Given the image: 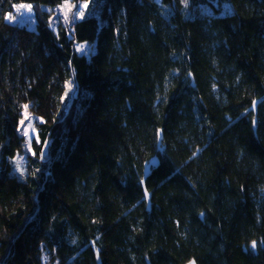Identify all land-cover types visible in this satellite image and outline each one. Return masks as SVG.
<instances>
[{
    "label": "trees",
    "instance_id": "16d2710c",
    "mask_svg": "<svg viewBox=\"0 0 264 264\" xmlns=\"http://www.w3.org/2000/svg\"><path fill=\"white\" fill-rule=\"evenodd\" d=\"M77 2L0 0V264H264V0Z\"/></svg>",
    "mask_w": 264,
    "mask_h": 264
},
{
    "label": "rangeland",
    "instance_id": "374dc122",
    "mask_svg": "<svg viewBox=\"0 0 264 264\" xmlns=\"http://www.w3.org/2000/svg\"><path fill=\"white\" fill-rule=\"evenodd\" d=\"M27 5V4H25ZM20 5L14 7L13 12L8 17L11 18L5 21L11 25H17L24 27L28 30H34L37 24L36 11L31 7L29 10L27 7L20 8ZM89 0H79L75 5L63 4L50 12V29L56 35L58 26L66 27L70 33L73 30L75 22L81 20L88 13ZM221 14L231 12L229 6H222L220 8ZM199 15H211L213 10L211 8H201L194 12ZM75 51L79 55L89 57L93 52V46L89 45H76ZM71 91V89H69ZM43 121L40 118L35 117L29 110V108H22V117L20 121V134L24 138L25 143L23 151L17 154L12 161V167L15 175L23 177L27 172V165L30 158H34V144L39 145L38 130L36 125L41 124ZM55 264V263H54Z\"/></svg>",
    "mask_w": 264,
    "mask_h": 264
},
{
    "label": "water",
    "instance_id": "95a60500",
    "mask_svg": "<svg viewBox=\"0 0 264 264\" xmlns=\"http://www.w3.org/2000/svg\"><path fill=\"white\" fill-rule=\"evenodd\" d=\"M76 96H77V92H75V94H74V97L75 98H76ZM156 166H157V160L156 159L151 160L149 162V164L145 166V168H144V175H143V179H142V183H141L143 188H144L145 180L148 177V175L150 174L151 169L154 168V167H156ZM145 194H146V192H144V195ZM145 199H146V201L148 203V199H149L148 194H147V196L145 195ZM188 264H196V263L194 261H191Z\"/></svg>",
    "mask_w": 264,
    "mask_h": 264
},
{
    "label": "snow or ice",
    "instance_id": "6c2138e0",
    "mask_svg": "<svg viewBox=\"0 0 264 264\" xmlns=\"http://www.w3.org/2000/svg\"><path fill=\"white\" fill-rule=\"evenodd\" d=\"M185 2H186V0H185ZM19 7H20V8L27 7L29 10L31 9V5H20ZM5 19H6V20H9V22L11 21V18L8 17V16H6ZM25 108H27V105H25ZM145 195L147 196V193H146ZM252 247H253V248L256 247L255 242H253Z\"/></svg>",
    "mask_w": 264,
    "mask_h": 264
}]
</instances>
